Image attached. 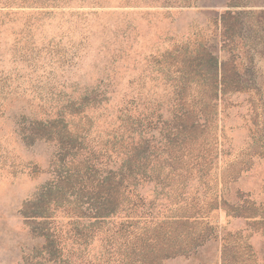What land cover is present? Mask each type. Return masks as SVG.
I'll list each match as a JSON object with an SVG mask.
<instances>
[{
  "label": "rangeland",
  "instance_id": "374dc122",
  "mask_svg": "<svg viewBox=\"0 0 264 264\" xmlns=\"http://www.w3.org/2000/svg\"><path fill=\"white\" fill-rule=\"evenodd\" d=\"M61 133L102 166L140 137L145 212L188 217L156 264H264V0H0V264L58 263ZM76 221L72 254L103 259L107 226Z\"/></svg>",
  "mask_w": 264,
  "mask_h": 264
},
{
  "label": "trees",
  "instance_id": "16d2710c",
  "mask_svg": "<svg viewBox=\"0 0 264 264\" xmlns=\"http://www.w3.org/2000/svg\"><path fill=\"white\" fill-rule=\"evenodd\" d=\"M175 89V93L181 99L182 96L193 95L188 93L189 88L186 86ZM127 109L125 108V111ZM131 113L132 115L128 117L129 122H132L131 130L137 129L136 133L139 135L148 116L139 106L135 107ZM124 121L126 122V119ZM125 133L121 134V140ZM78 135L79 133L76 136ZM61 136L59 140L63 143L61 150L64 152V149L68 148L70 151L65 154L59 151L57 159L61 169H58L57 180L52 185L54 188L66 191L71 199L64 200L65 207L67 206L65 210L73 211L67 215L68 224L72 229L61 227L58 233L54 229H47L44 235L50 253L59 258L57 264H156L152 257L162 247L159 231L171 228V225L184 218L186 220L179 223L187 225L188 217L172 215L164 219L145 212L144 199L138 191L139 178L142 175L140 156H137V149L141 143L140 137L129 135L127 140H124L127 144L125 151L117 142L119 136H116L117 141L111 143L113 149L110 156L115 159L114 162L112 161L113 165L102 166L100 160L93 152L87 151L84 145L65 143L62 133ZM80 137L85 140L84 136ZM167 144L170 146L175 143L170 141ZM117 146L122 149H118ZM170 158L173 160V157ZM176 205L178 204L170 201L167 207ZM83 208L88 210L90 215H84ZM78 218L89 220L95 218L107 226L101 233V236L105 237L106 247H109L103 259L96 262L82 261L79 255L72 254L69 245L79 244L83 238V235L75 230ZM98 231L100 232L101 229ZM90 233L93 234V231L90 230ZM173 248L176 250L173 254H184L187 251V247L181 245L173 246Z\"/></svg>",
  "mask_w": 264,
  "mask_h": 264
}]
</instances>
